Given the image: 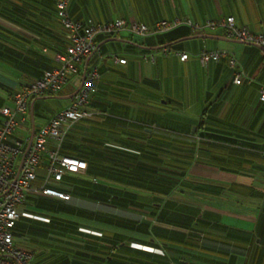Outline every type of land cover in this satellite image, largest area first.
Segmentation results:
<instances>
[{
    "label": "crops",
    "instance_id": "crops-1",
    "mask_svg": "<svg viewBox=\"0 0 264 264\" xmlns=\"http://www.w3.org/2000/svg\"><path fill=\"white\" fill-rule=\"evenodd\" d=\"M55 2L0 0V62L8 68L0 69V106L10 104L18 87L60 65L58 56L65 54L64 28ZM68 11L77 22L123 18L147 25L177 18L202 24L234 17L239 26L264 33V0H70ZM169 46L188 52L189 59L165 54L163 48ZM203 49L227 50L236 64L222 57L203 65ZM119 58L127 62L120 63ZM86 66L97 67L100 73L88 110L105 119L74 124L66 149L89 165L106 166L105 160H114L110 158L114 150L107 145L139 147L147 151L145 162L156 168L154 173L161 167L175 188L165 208L152 204L141 211L75 196L77 209L154 226L157 239L166 243L163 251L135 253V249H148L144 245L153 242L151 234L72 216L79 224L76 242L80 245L57 240L56 251L43 260L54 258L55 264L67 258L76 264H264V101L259 95L264 85V50L229 37L222 28L197 32L186 23L149 36H99L96 50L57 94L31 101L30 118L32 123L33 106L36 129L69 104ZM237 73H242L240 84L234 81ZM49 100L61 103L44 115ZM200 134L206 137L201 139L204 149L197 157L192 152ZM84 142L86 155L76 149ZM116 161L134 169L139 162L144 164V157L137 164H129L125 157ZM72 177L97 181L85 171L67 180ZM90 230L102 233V239L96 241L94 234L87 233ZM111 233L127 236L130 246L113 249ZM83 242L87 248L81 247Z\"/></svg>",
    "mask_w": 264,
    "mask_h": 264
},
{
    "label": "built area",
    "instance_id": "built-area-1",
    "mask_svg": "<svg viewBox=\"0 0 264 264\" xmlns=\"http://www.w3.org/2000/svg\"><path fill=\"white\" fill-rule=\"evenodd\" d=\"M69 0L58 2V14L66 29L65 54L58 56L60 65L39 79L18 87L10 97V104L0 107V264H34V254L17 244L15 227L22 217H31L48 222L49 219L31 213L25 206L30 197H52L70 200V193L63 189L67 176L87 169V163L63 152L64 142L74 124L83 119H92L97 114L87 109L91 96L97 91L100 75L97 68L87 70L83 86L71 97L69 104L36 129L33 138L30 118V103L33 99L57 94L69 78L78 73L79 66L96 50L99 36L121 38L127 33L134 36H149L170 31L181 24H188L194 31L222 28L238 41L264 47V33H254L239 26L234 17L209 20L205 23H189L179 18L161 20L153 25L116 18L106 22H76L67 13ZM165 54L173 53L181 61L189 59L186 51L164 47ZM228 57L232 66L235 58L227 50H207L200 53L203 65ZM151 59L156 60L152 55ZM120 63L126 59L119 58ZM235 83L240 84L242 73H237ZM264 101V85L259 88ZM26 204V205H25Z\"/></svg>",
    "mask_w": 264,
    "mask_h": 264
},
{
    "label": "trees",
    "instance_id": "trees-1",
    "mask_svg": "<svg viewBox=\"0 0 264 264\" xmlns=\"http://www.w3.org/2000/svg\"><path fill=\"white\" fill-rule=\"evenodd\" d=\"M59 1L60 0H56L55 2L56 5L55 4L54 5L56 8L58 20L60 24L62 25L61 19L58 14V2ZM68 8H69V4H68ZM68 8H67V13L69 16ZM62 27L64 28V42H65L64 47L66 50L67 32L63 25ZM109 37H112V36H109ZM114 38H118V37H114ZM2 44L6 45L5 42H2ZM169 48H171L172 50H175L171 46H169ZM168 54H173V53L171 52ZM93 68L95 67L87 68V70H91ZM99 79L96 82L97 91H98ZM97 91L92 94L90 103L88 104V106L91 104L93 97L95 96ZM88 106H87V109H88ZM104 119H105V116L97 114L92 119H83V120L93 121V122H100V121L103 122ZM202 137L204 138L206 136L204 134H200L199 137H197L198 140L195 139V145L193 146L194 150L192 153L196 154L197 157H199L200 152H202V150L204 149V146L202 145V140H201ZM131 138H132L131 136L126 137V139L129 141L132 140ZM65 143H66V139L64 142L63 152L69 156L76 157L74 156V154H72V152H69L66 149ZM84 143L77 144L76 149L79 152L86 155L88 153V147H87L88 144L86 143L84 144ZM109 146L111 147L112 150H114V151L111 150L112 152L110 153L111 154L110 158H114V160L113 159L105 160L104 163H106V166L100 165V164H96L95 166H92V164L91 165L87 164V169L85 170V172L88 175L94 176L97 181L81 179V178L77 179L75 177H72L70 180H67V177H70V176H67L63 182L64 183L63 189L66 192L70 193L71 195L70 200H61L57 198L44 197V196L34 197L36 198L39 204L38 206H43L44 204H46L45 206H47L53 212L54 215L53 217H50L48 215H41L39 213L32 212L29 210L31 213L37 216L48 218L49 221L45 222L40 219L24 216L26 218L22 217L21 220L17 223V226L15 227L14 232H15L16 237H23V240H24V237L28 236L26 239L32 240L31 236H33L37 239L38 237L36 236V231L34 230V228L36 227L35 226L33 227L32 225H34L35 222L42 221L45 223H55V228H56L55 235L56 236L54 238H56V240L58 241L64 240V242L69 245L75 244V243L77 245H80L78 242H76L77 241L76 231L79 228V224L76 221H73L71 219L72 216H77V217H81L84 219H91V220L100 221V222L106 221L107 223L111 225H115L117 227H121L123 229H127L130 231H140L143 233L146 232V233L151 234L153 237V242L152 243L147 242V244L144 245L148 249H143V250L135 249L134 251L135 253L145 252L147 254H151V253H155L156 250L158 251L162 250L161 247H163V243H166V241L157 239L158 236L154 233L156 231L155 229L156 227L154 228V226L150 227V226L144 225L143 223L139 221H133L129 219L125 220L123 218L121 219L114 215H112L111 217H107V216L99 215L98 213L95 214V213H90L85 210L77 209L78 201L74 200L76 198L75 196L81 197V199L83 197L94 199L97 202H100L106 205L126 206V207L139 209L141 211L145 209V206L152 205V204L159 205L161 207L163 206V208L167 206L166 198L169 195V193H171L174 190L175 185L168 180L167 174L163 173V170L161 167H160L159 173L157 171H155L156 173H154V170H156V168L152 167L149 162H145V160L146 161L149 160L147 151L142 150L139 147L130 146V145H123V146H121L120 144L107 145V147ZM159 153H162L165 155L168 154L167 150H161L159 151ZM124 157L125 159L128 160L129 164L130 163L137 164V162H139V160H141V158L144 157V164H141L139 162L136 168L131 169L130 167H128L129 166L128 164H127L128 166L120 165L119 162L116 161L117 159L124 158ZM107 180L113 181L114 183L111 184L107 182ZM61 214L69 216V218L61 217L60 216ZM164 215H162V217H164ZM29 222L30 223L32 222L30 226H29ZM90 231L87 233L94 234L96 237V241L102 239V235H103L102 233L97 232L95 234L93 233V231L91 232ZM110 235L113 240L112 242L113 249L114 248L126 249L130 246L129 244L130 242H128L127 236L122 235V234H117V233H111ZM69 236H73V238H70ZM19 246L33 253L31 249L23 245L22 241L19 244ZM81 247L87 248L88 243L87 242L81 243ZM84 250L87 251V249H84ZM163 253H166V252L164 251ZM44 256L45 255L41 256L40 261L36 262L34 260V264H47L43 260L44 258H46ZM82 262H84L82 264H86V261H82ZM67 263L76 264V260L72 258H67L64 260V263L62 264H67Z\"/></svg>",
    "mask_w": 264,
    "mask_h": 264
},
{
    "label": "rangeland",
    "instance_id": "rangeland-1",
    "mask_svg": "<svg viewBox=\"0 0 264 264\" xmlns=\"http://www.w3.org/2000/svg\"><path fill=\"white\" fill-rule=\"evenodd\" d=\"M0 69H5L7 70V66L4 63L0 62ZM60 101H47L45 103V106L43 107L44 111V115H50V113L54 112L57 108L58 105L60 104ZM39 111L37 110V113ZM36 121H38L37 123H39V114H36ZM162 123H166V122H162ZM83 202H90V200L88 201L87 199H85ZM88 204V203H87ZM85 204V205H87ZM90 204V203H89ZM26 205V204H25ZM38 202L36 200V198L34 197H30L28 204L25 206L26 209L32 211V212H36L39 213L41 215H48L50 217H53V212L47 207L45 206L46 204H44L43 206H38ZM73 205V204H71ZM26 218V217H24ZM32 224V222H29V226ZM33 227L35 226L36 228H34V230L36 231V236L38 237L37 239L33 236H31L32 241L37 242V243H31L28 239H26L27 237H16L19 241V243H21V241L23 242V245L29 249H31L34 253V260L40 261L41 259V255H50L53 254L56 250L54 249V243L57 241L56 238H54L56 235V228H55V223H45L42 221L39 222H35L34 225H32ZM70 238H73V236H69ZM51 261L47 262L45 261L47 264H55V259L52 258L50 259Z\"/></svg>",
    "mask_w": 264,
    "mask_h": 264
},
{
    "label": "water",
    "instance_id": "water-1",
    "mask_svg": "<svg viewBox=\"0 0 264 264\" xmlns=\"http://www.w3.org/2000/svg\"><path fill=\"white\" fill-rule=\"evenodd\" d=\"M260 48H262L264 50V47H261L259 46ZM87 71V66L85 67V70L83 72V77H82V82L80 84V87L78 88V90L83 86V83H84V80H85V73ZM50 98H55V97H58V96H49ZM32 135H31V139L33 138V135L36 131V125H35V117H34V112H33V106H32Z\"/></svg>",
    "mask_w": 264,
    "mask_h": 264
}]
</instances>
